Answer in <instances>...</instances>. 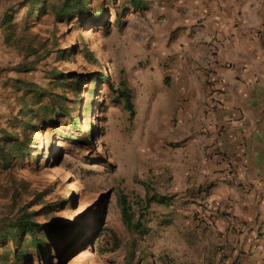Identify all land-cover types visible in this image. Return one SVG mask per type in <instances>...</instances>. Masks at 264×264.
Listing matches in <instances>:
<instances>
[{"label":"rangeland","instance_id":"374dc122","mask_svg":"<svg viewBox=\"0 0 264 264\" xmlns=\"http://www.w3.org/2000/svg\"><path fill=\"white\" fill-rule=\"evenodd\" d=\"M66 1L0 0V264H199L189 201L152 181L154 139L121 93L170 0ZM25 216L45 244L17 258L27 233L5 236Z\"/></svg>","mask_w":264,"mask_h":264},{"label":"crops","instance_id":"0c3cea01","mask_svg":"<svg viewBox=\"0 0 264 264\" xmlns=\"http://www.w3.org/2000/svg\"><path fill=\"white\" fill-rule=\"evenodd\" d=\"M162 9L152 47L130 54L125 84L154 139L152 181L189 201L199 264H264V0H170ZM209 73L222 104L210 113Z\"/></svg>","mask_w":264,"mask_h":264},{"label":"trees","instance_id":"16d2710c","mask_svg":"<svg viewBox=\"0 0 264 264\" xmlns=\"http://www.w3.org/2000/svg\"><path fill=\"white\" fill-rule=\"evenodd\" d=\"M66 3L67 4L64 8L65 12L75 13L77 8L82 7L83 0H67ZM133 3H135V5L139 7L141 5V0H134ZM121 93L123 95V98H125V100H126V106L129 109H131V111H132V107H131L130 100H129L130 95H129L128 90L124 87L123 91ZM74 125L77 126L78 124L75 123ZM1 155L2 154H1V150H0V156ZM159 202L165 203V200H160ZM121 203L123 206V214H124L125 220L127 221L128 224H130L132 221V217L129 216V214H128L129 204H128L126 197L121 198ZM36 227H40V226L37 225L36 223H33L32 221H30V219L27 216H25L23 218V220L19 222L18 225L14 226L12 228V231L7 232L5 237L8 238L9 242H12L15 244L20 240L21 232H26L27 236L29 237V240L25 244L26 247L23 246L18 251L19 245H17V247H16L17 258H20V257H23L26 255V253H27L26 248L32 247V249H34V248L36 249L37 254L41 253V249L44 247V244H45V241H44L45 236L43 235L41 238H38L37 234L40 233L39 232L40 230H37ZM43 233L44 232H42L41 234H43ZM0 244H2V242H0ZM5 259H6V257H5ZM5 259L2 258V260H5Z\"/></svg>","mask_w":264,"mask_h":264},{"label":"built area","instance_id":"2783aa9c","mask_svg":"<svg viewBox=\"0 0 264 264\" xmlns=\"http://www.w3.org/2000/svg\"><path fill=\"white\" fill-rule=\"evenodd\" d=\"M216 63V59H215V54L212 52H210L207 56V64L208 66H212L213 64ZM208 99H207V111L210 112H214L217 109H221L222 108V104L219 101L218 98V90L216 89V81L214 80V77L212 76V74L209 73L208 76ZM206 117H202L201 119V123H202V132L205 134L208 131V125H207V121H206ZM233 178V175L228 173L222 176V181L224 182H228ZM205 210L207 211H212V206L211 205H205ZM227 224L229 226L230 229H232L233 231H240L242 229V225L237 221V219L231 215L227 216Z\"/></svg>","mask_w":264,"mask_h":264},{"label":"bare ground","instance_id":"6f19581e","mask_svg":"<svg viewBox=\"0 0 264 264\" xmlns=\"http://www.w3.org/2000/svg\"><path fill=\"white\" fill-rule=\"evenodd\" d=\"M68 180H69V179H68ZM74 185H75V184H74ZM74 187H75V186H74ZM74 187H73V188H74Z\"/></svg>","mask_w":264,"mask_h":264}]
</instances>
